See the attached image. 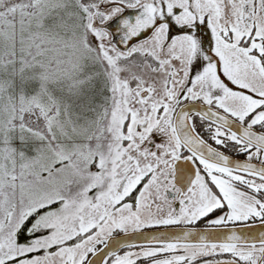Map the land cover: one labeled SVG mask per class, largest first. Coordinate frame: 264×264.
Masks as SVG:
<instances>
[{
	"label": "snow or ice",
	"instance_id": "6c2138e0",
	"mask_svg": "<svg viewBox=\"0 0 264 264\" xmlns=\"http://www.w3.org/2000/svg\"><path fill=\"white\" fill-rule=\"evenodd\" d=\"M0 264H264V0H0Z\"/></svg>",
	"mask_w": 264,
	"mask_h": 264
}]
</instances>
